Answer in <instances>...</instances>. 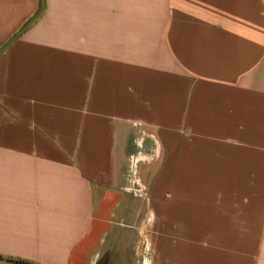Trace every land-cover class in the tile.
<instances>
[{
    "label": "crops",
    "instance_id": "obj_1",
    "mask_svg": "<svg viewBox=\"0 0 264 264\" xmlns=\"http://www.w3.org/2000/svg\"><path fill=\"white\" fill-rule=\"evenodd\" d=\"M0 264H264V0H46L0 55Z\"/></svg>",
    "mask_w": 264,
    "mask_h": 264
},
{
    "label": "water",
    "instance_id": "obj_2",
    "mask_svg": "<svg viewBox=\"0 0 264 264\" xmlns=\"http://www.w3.org/2000/svg\"><path fill=\"white\" fill-rule=\"evenodd\" d=\"M46 7V0H42V7L41 9L32 17L30 18L26 24L14 35L10 40L0 49V55L4 53L8 47H10L22 34L26 31L43 13Z\"/></svg>",
    "mask_w": 264,
    "mask_h": 264
},
{
    "label": "rangeland",
    "instance_id": "obj_3",
    "mask_svg": "<svg viewBox=\"0 0 264 264\" xmlns=\"http://www.w3.org/2000/svg\"><path fill=\"white\" fill-rule=\"evenodd\" d=\"M40 7H41V6H40ZM138 171H139V175H140V174H142V171H141V169H140V168H139V170H138ZM132 174H134V173H132Z\"/></svg>",
    "mask_w": 264,
    "mask_h": 264
}]
</instances>
